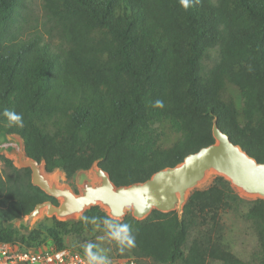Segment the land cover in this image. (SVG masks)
<instances>
[{
  "label": "trees",
  "instance_id": "1",
  "mask_svg": "<svg viewBox=\"0 0 264 264\" xmlns=\"http://www.w3.org/2000/svg\"><path fill=\"white\" fill-rule=\"evenodd\" d=\"M43 6L65 46L25 32L28 0H0V132L19 135L27 155L48 172L60 169L71 178L97 162L116 186L142 182L214 143L215 118L234 143L264 161V0H200L188 10L178 0H44ZM230 84L241 90V109ZM156 100L164 106L154 107ZM5 108L23 114V128L6 126ZM171 134L179 137L167 146ZM0 160L6 168L0 241L65 247L64 236L97 225L104 230L103 219H113L96 205L76 220L55 218L21 233L15 219L58 200L32 184L30 168ZM244 202L218 175L191 192L181 216L154 209L144 219L128 213L117 220L131 226L135 246L121 252L112 244L137 260L250 264L222 242V212L239 211ZM242 215L257 236V264H264V199L250 200Z\"/></svg>",
  "mask_w": 264,
  "mask_h": 264
},
{
  "label": "water",
  "instance_id": "2",
  "mask_svg": "<svg viewBox=\"0 0 264 264\" xmlns=\"http://www.w3.org/2000/svg\"><path fill=\"white\" fill-rule=\"evenodd\" d=\"M213 136L214 143L186 155L180 163L156 171L145 181L129 185L116 186L108 171L96 162L89 169L96 177L95 183L88 177L89 170L79 171L80 192L77 193L69 186H60L55 178L49 180L45 163L27 155L19 135L1 131L0 151L13 156L18 167L30 168L32 184L58 200V203L52 200L38 203L21 221L20 228L29 230L44 210L48 215L67 221L96 205L119 221H123L129 211L137 219L146 218L154 209L162 212L177 210L181 216L191 192L212 171L229 180L242 193L264 199V161H257L234 143L219 128L216 118Z\"/></svg>",
  "mask_w": 264,
  "mask_h": 264
},
{
  "label": "rangeland",
  "instance_id": "3",
  "mask_svg": "<svg viewBox=\"0 0 264 264\" xmlns=\"http://www.w3.org/2000/svg\"><path fill=\"white\" fill-rule=\"evenodd\" d=\"M44 0H28V8L26 9V23H25V32L27 34L30 33H40L45 40L50 41L54 46L60 47L65 46L66 42L60 32V28L56 25V23L52 22L46 15L44 10ZM207 66L212 64L211 59L206 60ZM229 94L235 99L237 106L239 109L243 106V99L241 96V90L235 84L229 85ZM179 137L178 134H171L168 139L165 141V145H170ZM0 155H3L9 159L13 160V164L18 167L15 163L13 156L8 155L5 151H0ZM20 168V167H18ZM91 169V168H90ZM5 163L0 160V172L5 175ZM59 174L60 178L58 179V184L60 186H69L75 192H80V184L78 179V173H76L71 178H68L65 173L56 169L52 172H48L49 175ZM216 172H210L207 175V178L201 182L198 188L203 189L208 187L214 179L218 176ZM235 187V186H234ZM237 192L245 199V202L241 205L239 211L227 210L222 212V222L224 224L223 229V239L222 242L226 246L227 249L232 251L236 256L246 260L250 264H257V253L259 249V244L257 240V236L250 224L244 217L243 213L249 207V201L255 199L256 197L248 196L242 193L237 187H235ZM101 207V206H100ZM103 210L106 211L103 207ZM131 213V211H129ZM132 214V213H131ZM80 216L70 218L67 220H76ZM55 218L59 220L55 215H48L46 210L34 220L29 230H24L20 228V223L25 216L19 220L15 221V226L21 233H28L34 227L41 225H53ZM112 218V217H111ZM115 219V218H113ZM118 220V219H115ZM92 242L98 245L99 248L105 250V254L109 259L126 256L119 255V253L115 250L112 240L108 239L105 231L99 228L98 226L93 227L90 230H86L82 234L79 235H67L64 236V244L68 247L81 250L84 253L83 245ZM53 243L52 240H48V244ZM139 264H171V263H158L153 261L150 258H141L138 259ZM173 264H181L180 262ZM209 264H224L218 260H210Z\"/></svg>",
  "mask_w": 264,
  "mask_h": 264
},
{
  "label": "built area",
  "instance_id": "4",
  "mask_svg": "<svg viewBox=\"0 0 264 264\" xmlns=\"http://www.w3.org/2000/svg\"><path fill=\"white\" fill-rule=\"evenodd\" d=\"M111 264H138L134 256L112 258ZM0 264H88L85 254L68 246L43 244L24 247L14 242L0 241Z\"/></svg>",
  "mask_w": 264,
  "mask_h": 264
},
{
  "label": "clouds",
  "instance_id": "5",
  "mask_svg": "<svg viewBox=\"0 0 264 264\" xmlns=\"http://www.w3.org/2000/svg\"><path fill=\"white\" fill-rule=\"evenodd\" d=\"M178 2L183 9L188 10L190 7H194L198 4L200 0H178ZM153 106L162 108L164 106L163 101L156 100ZM2 116L5 118L6 126L24 127V117L22 113L5 108L2 112ZM92 223L97 224V221L93 219ZM102 223L107 238L115 241L121 252L135 246L136 237L128 223H120L110 218L103 219ZM83 249L88 264H111V260L105 254V250L99 248L98 245L88 242L83 245Z\"/></svg>",
  "mask_w": 264,
  "mask_h": 264
},
{
  "label": "bare ground",
  "instance_id": "6",
  "mask_svg": "<svg viewBox=\"0 0 264 264\" xmlns=\"http://www.w3.org/2000/svg\"><path fill=\"white\" fill-rule=\"evenodd\" d=\"M88 177L92 180V182L93 183H95V181H96V177H95V175H94V173H93V171L92 170H89L88 171ZM49 180H52L53 178H55V179H59L60 178V176H59V174H54V175H49L48 177H47Z\"/></svg>",
  "mask_w": 264,
  "mask_h": 264
}]
</instances>
